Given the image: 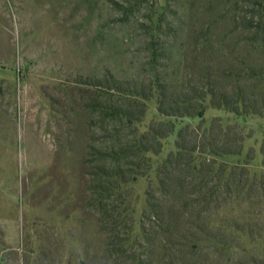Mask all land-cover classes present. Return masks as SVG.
<instances>
[{"label":"rangeland","instance_id":"1","mask_svg":"<svg viewBox=\"0 0 264 264\" xmlns=\"http://www.w3.org/2000/svg\"><path fill=\"white\" fill-rule=\"evenodd\" d=\"M0 264H264V0H0Z\"/></svg>","mask_w":264,"mask_h":264},{"label":"trees","instance_id":"2","mask_svg":"<svg viewBox=\"0 0 264 264\" xmlns=\"http://www.w3.org/2000/svg\"><path fill=\"white\" fill-rule=\"evenodd\" d=\"M208 94H210L209 96H211V98L213 99L212 102H214V100H215L214 94H212L211 92H209ZM217 99H218V101L216 103H213L214 107L222 108L224 111L233 113L234 115L246 116V114H248L250 112L255 113L253 111H250V109H248L246 107L243 109H240L238 103L233 105V104L229 103L228 101H226V99H224V97H223V99H221V98H217ZM157 110H158L159 115H162V116L163 115H171V114L174 115V113H170V112L166 111V109H164L162 101H159V106H158ZM194 114H196L197 116H200V117L203 116L201 109H199V111L197 113H191L188 111H184V113H183V115H187V116H192ZM172 128H173V126H172ZM179 134H180V132H179ZM146 150H147L146 146L139 147L135 150L137 153L136 155L139 156L140 153H143ZM193 152L194 151H190V154H188L189 155V162L192 159V155L194 154ZM113 153L115 154V152H113ZM178 154H179V152H178ZM110 155H112V153ZM197 161H198V165L196 163H194L191 166L188 165L189 163L187 165H185V167H183V169H182L183 172H187V174H191V175L196 174V173H203L205 170V167L203 168L204 163L199 162V160H197ZM139 165L140 164L138 163V167H139ZM129 172H132V171L127 170V171H125V174H129ZM133 173H135V172H133ZM108 174H110V173H107V177H109ZM112 174L113 175H110L111 176L110 178H113L115 176H116V178L111 179V184L107 187V189H105L107 191H109L112 188L118 189V187L121 186V183H126L129 180V177H126L122 171L117 172V173H112ZM132 179H134V178H132ZM190 194H192V192H184L181 187L177 188V185H174L170 190V198L169 199L171 200V203H170L171 209L169 210V212L167 214L171 213L172 216L178 221V223H179L178 225H180L182 217H183L184 212H185L183 208L186 206V204H188V202H186L187 201L186 198ZM179 230H182V227H179ZM178 235H179V239L173 240L172 244L177 248V250L179 252H182L189 247L190 241H189V239H186L183 235H181V234H178Z\"/></svg>","mask_w":264,"mask_h":264}]
</instances>
